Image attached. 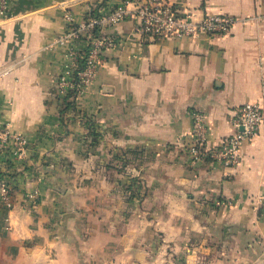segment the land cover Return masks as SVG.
<instances>
[{"label":"crops","instance_id":"1","mask_svg":"<svg viewBox=\"0 0 264 264\" xmlns=\"http://www.w3.org/2000/svg\"><path fill=\"white\" fill-rule=\"evenodd\" d=\"M117 1L0 10V128L27 139L21 157L0 154V264H264V121L236 167L186 151L192 111L210 144L231 134L236 106L264 112V0H171L194 20L236 18L223 36L153 40L120 22L92 83L62 97L73 43H52L66 12L81 22Z\"/></svg>","mask_w":264,"mask_h":264},{"label":"built area","instance_id":"2","mask_svg":"<svg viewBox=\"0 0 264 264\" xmlns=\"http://www.w3.org/2000/svg\"><path fill=\"white\" fill-rule=\"evenodd\" d=\"M8 0H0V10H5ZM64 31L52 45L71 42L68 50L69 63L56 79L59 95L77 98L92 83L96 72L103 62L105 53L116 46V37L108 30L120 22L131 19L135 22V31L150 39H195L202 36H223L230 32L238 21L229 15H205L200 20L176 12L171 0H118L109 12L98 15L89 14L81 22L66 12ZM83 44L80 48L77 44ZM10 68L0 70V79L6 76ZM264 121L263 107L258 102H246L235 107L230 119L231 134L210 144L205 116L191 112L190 144L186 151L193 163L209 161L226 168L238 166L241 144L254 138ZM27 146V139L14 134L7 127L0 128V154L6 149L14 158L21 157ZM30 200L37 198V191L29 194ZM0 202L11 206L10 189L0 177ZM259 210L264 214V201L257 200Z\"/></svg>","mask_w":264,"mask_h":264},{"label":"trees","instance_id":"3","mask_svg":"<svg viewBox=\"0 0 264 264\" xmlns=\"http://www.w3.org/2000/svg\"><path fill=\"white\" fill-rule=\"evenodd\" d=\"M98 13H99L98 11L96 12V10H92L90 14H92V15H98ZM71 95H72V93H69V94L67 95L66 99H67L68 97H71Z\"/></svg>","mask_w":264,"mask_h":264}]
</instances>
